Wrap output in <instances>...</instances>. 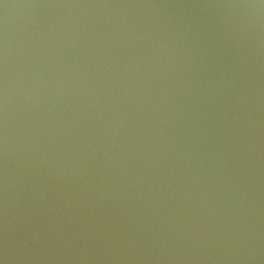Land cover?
Masks as SVG:
<instances>
[{
    "label": "water",
    "instance_id": "water-1",
    "mask_svg": "<svg viewBox=\"0 0 264 264\" xmlns=\"http://www.w3.org/2000/svg\"><path fill=\"white\" fill-rule=\"evenodd\" d=\"M0 259L264 264L261 0H0Z\"/></svg>",
    "mask_w": 264,
    "mask_h": 264
},
{
    "label": "clouds",
    "instance_id": "clouds-1",
    "mask_svg": "<svg viewBox=\"0 0 264 264\" xmlns=\"http://www.w3.org/2000/svg\"><path fill=\"white\" fill-rule=\"evenodd\" d=\"M261 3L264 4V0H261ZM0 264H6V260L0 259Z\"/></svg>",
    "mask_w": 264,
    "mask_h": 264
}]
</instances>
